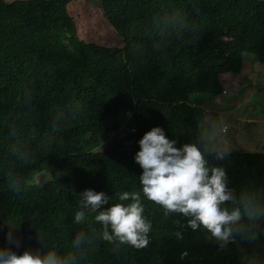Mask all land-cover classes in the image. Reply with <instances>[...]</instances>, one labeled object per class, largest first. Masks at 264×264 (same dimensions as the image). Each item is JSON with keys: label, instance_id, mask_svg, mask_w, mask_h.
I'll use <instances>...</instances> for the list:
<instances>
[{"label": "trees", "instance_id": "obj_1", "mask_svg": "<svg viewBox=\"0 0 264 264\" xmlns=\"http://www.w3.org/2000/svg\"><path fill=\"white\" fill-rule=\"evenodd\" d=\"M70 1L0 0V246L12 229L17 254L63 252L83 231L90 243L78 264H240L252 244L220 249L188 228L177 240L183 218L151 201L142 249L108 244L98 224L72 218L85 188L139 190L133 156L145 131L159 125L178 147L196 142L204 102L224 92L221 75L248 53L264 68V0H102L121 47L81 41ZM129 121L135 132L121 135ZM208 160L225 167L229 186L264 196V152ZM41 171L50 177L33 182ZM255 247L264 255V234Z\"/></svg>", "mask_w": 264, "mask_h": 264}, {"label": "clouds", "instance_id": "obj_2", "mask_svg": "<svg viewBox=\"0 0 264 264\" xmlns=\"http://www.w3.org/2000/svg\"><path fill=\"white\" fill-rule=\"evenodd\" d=\"M205 125L196 142L179 147L159 125L145 131L133 156L142 169L139 190L120 191L113 197L85 188L78 194L73 223L80 225L90 219L99 225L98 239L142 249L149 245L152 229V221L144 215L143 201L147 200L160 206L165 216L183 218V222L175 219L177 240L183 238L184 228L203 232L220 249L239 240L253 245L240 249V264H264V255L255 247L264 234V196L253 188L237 190L229 186L225 167L209 163V155L216 161L225 160L232 146L224 138L218 139L228 132L227 123L221 126L205 121ZM5 240L6 244L0 246V264H78L90 243L86 233L80 231L72 238L70 250L48 247L17 254L12 249L18 248L20 241L12 229ZM187 254L185 250L180 256L183 259Z\"/></svg>", "mask_w": 264, "mask_h": 264}, {"label": "rangeland", "instance_id": "obj_3", "mask_svg": "<svg viewBox=\"0 0 264 264\" xmlns=\"http://www.w3.org/2000/svg\"><path fill=\"white\" fill-rule=\"evenodd\" d=\"M101 1L72 0L68 4L78 36L83 42L121 47V37L105 18ZM252 58L253 54H245L241 63L224 72L221 75L224 92L203 104L210 112L204 111L199 124L201 134L206 129L205 121L221 126L227 123L228 132L218 139L224 138L232 146V152H264V68ZM130 126H134L131 121L119 133L127 134ZM49 177L48 172L41 171L34 175L33 182L41 184Z\"/></svg>", "mask_w": 264, "mask_h": 264}, {"label": "built area", "instance_id": "obj_4", "mask_svg": "<svg viewBox=\"0 0 264 264\" xmlns=\"http://www.w3.org/2000/svg\"><path fill=\"white\" fill-rule=\"evenodd\" d=\"M125 125H126V124H124L122 127H125ZM128 131H129L130 133L135 132V128H134V126H130L129 129H128Z\"/></svg>", "mask_w": 264, "mask_h": 264}, {"label": "crops", "instance_id": "obj_5", "mask_svg": "<svg viewBox=\"0 0 264 264\" xmlns=\"http://www.w3.org/2000/svg\"><path fill=\"white\" fill-rule=\"evenodd\" d=\"M205 107H206L205 109L208 110V109H207L208 106H205Z\"/></svg>", "mask_w": 264, "mask_h": 264}]
</instances>
